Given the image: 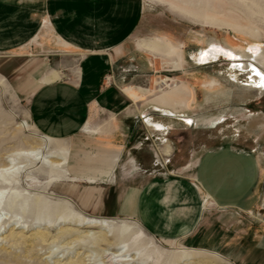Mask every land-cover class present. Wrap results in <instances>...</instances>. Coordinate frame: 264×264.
<instances>
[{
	"label": "crops",
	"instance_id": "crops-1",
	"mask_svg": "<svg viewBox=\"0 0 264 264\" xmlns=\"http://www.w3.org/2000/svg\"><path fill=\"white\" fill-rule=\"evenodd\" d=\"M143 11V0H0V74L12 80L33 130L67 146L58 182L79 211L133 221L161 242L188 240L236 264H264V223L254 215L235 236L221 231L226 216L203 230L209 209L251 212L264 184L263 155L227 143L167 168L172 156L160 151L171 147L160 139L155 157L168 174L143 159L149 137L172 126L159 112L174 117L191 94L184 84L154 91L152 78L133 69L142 59L151 65L145 54L174 62L171 71L184 62L183 44L167 35L136 39ZM164 93L166 105L155 103Z\"/></svg>",
	"mask_w": 264,
	"mask_h": 264
},
{
	"label": "rangeland",
	"instance_id": "rangeland-1",
	"mask_svg": "<svg viewBox=\"0 0 264 264\" xmlns=\"http://www.w3.org/2000/svg\"><path fill=\"white\" fill-rule=\"evenodd\" d=\"M164 1L184 9L176 0ZM143 5V17L136 39L146 40L167 35L173 42L183 44L184 62L177 71H171L174 62L164 60L160 56L153 58L145 54L151 65L145 67L142 59L133 69L140 76L152 78L154 91L168 90L178 84H184L191 91L190 96L182 98L186 107L174 114V117H170L169 114H172L170 112H159L166 116L163 118L170 121L172 126L164 131L163 135L157 136L158 139L154 137L152 142L149 137V144L146 147L152 157L148 153L143 159H148L147 163L152 160L158 173L168 174L166 165L163 164L167 163L165 159L155 157V144L160 143V139L169 142L165 143L164 148L166 145L171 147L169 156L164 155L159 149L162 157L172 156L168 159L167 168L170 165L179 166L189 163L201 152L219 148L227 143L238 150L258 151L264 156V78L263 83L262 81L257 83L253 77L256 74L254 66L264 73V15L262 14L264 0L260 1L262 11L257 17L247 13L240 15L228 4V0H208L206 18L200 24L173 13L167 6L161 4L160 0H143ZM38 50L37 47L34 52ZM45 50L48 52V49ZM241 51L245 56L239 54ZM39 52H42L41 49ZM0 76L10 87L7 89V94L3 93L7 86L1 82L0 172L2 169L3 173H8L6 176L4 174L5 178L0 173V190L4 192L2 199L7 201L8 198L14 197L17 204L23 202L31 206L47 204L56 209L58 205H62V207H70L76 218L78 215L99 218L82 213L63 195V184L58 181L66 176L50 182L52 178H56L57 172L51 170L49 165L43 164L40 158L54 163L59 160L49 159L52 152V147L47 142L49 139L33 130L24 104L13 92L12 80L4 74ZM167 78L168 80H165ZM143 87L146 89L150 87L148 79ZM181 90L178 95L182 94ZM149 94L151 93L149 92L147 96H150ZM134 97L138 98L136 95ZM169 98L175 100L174 95ZM167 99L168 95L164 93L155 99V103L165 106ZM37 148L42 149L32 151L34 157L29 155L30 149ZM5 167H9L8 172L5 171ZM62 207H59L61 211H63ZM0 213V225L2 221H6L2 227L0 226V256L6 260L19 256L23 261L31 264H110L106 262L105 250L109 249L107 245L91 244V241L85 240L89 233L102 236L104 231L77 227L75 222L41 226L23 223L22 227L15 228V223H8V220L16 215L7 209H2ZM207 213L211 224H206L203 230L209 232L216 228L215 225L220 224L217 223L218 218L226 216V222L220 225L221 231L227 237L235 236L237 227H246L251 215L259 218L260 223H264V184L257 192L251 212L240 210L219 212L209 209ZM20 217L16 216V219ZM107 220L114 224L133 225L141 230L148 241L160 251L174 253L181 250L203 249L193 246L188 240L161 242L130 220L111 218ZM109 241L114 243L111 238ZM150 246L151 244L147 246L149 248H146V253L144 252L146 257L144 263L134 252L123 254L124 256L115 258L114 261L121 260V264H170L163 260L159 261L157 256L150 252L153 249ZM108 252L118 251L108 250ZM216 255L228 264H236L229 256ZM132 259L135 261L132 262ZM188 263L193 264L197 261L191 260L183 264Z\"/></svg>",
	"mask_w": 264,
	"mask_h": 264
},
{
	"label": "bare ground",
	"instance_id": "bare-ground-1",
	"mask_svg": "<svg viewBox=\"0 0 264 264\" xmlns=\"http://www.w3.org/2000/svg\"><path fill=\"white\" fill-rule=\"evenodd\" d=\"M176 1L179 3V6H182L184 9H181L180 7H177L173 4H169L167 3L168 1L165 2L164 0H160V3L167 6L168 9L172 11L173 13L184 16L194 23L200 24L205 20L206 18L205 11H206L208 0H176ZM260 1L261 0H228V4L231 7H233L238 13H240V15H242L243 13H247L253 17H257V15L261 14L260 11H262V9L260 8ZM262 14L264 15V11ZM240 15H238V17L241 18L242 16ZM239 54L241 56H245L243 51H241ZM253 69L255 70V73H256L253 76L255 79V82L260 83V81H262V79L264 78V73L263 71H261L255 66ZM47 142L52 147V152L50 153L49 159L56 158L59 161H57V163H54L50 160H44L43 158H40V160L43 162V164L49 165L51 170L53 169L54 171L57 172L55 175L56 178H52L50 180V182H54L57 179H60L66 176L65 164H66L67 146L62 142L55 141L52 139H49V141ZM41 149L42 148L30 149L31 152H28V150L27 152L29 153V155H32L34 157V153H32V151L35 150L36 152V151H40ZM168 154H170V151L166 149L165 155H168ZM19 156L21 155L19 154ZM23 157H26V156H23ZM5 171L8 172L9 167L8 168L5 167ZM3 172L4 170L1 169L0 173H2L3 176L4 174L5 176L6 174H8V173H3ZM3 195H4V192L0 190V211L2 209H7L10 213L15 214L16 216H21L19 219H16V216L9 218L8 223L14 222L15 228L22 227L23 223L25 224L28 223L27 225H30V226L34 224H38V226H41V225H47V224H56V223L62 224V223H68V222L69 223L75 222V225L77 227H82L85 229L96 228L98 230L104 231L103 233L104 235L102 236H100V234L98 236H94L93 234L89 233V235L85 237V240L91 241V244L104 243V245H107L109 249L105 250L106 262L110 264H121L122 262L121 260H117L115 262L114 259L124 256L126 254L128 255L131 252L138 254L139 255L138 259L142 263H144L146 260L144 252L146 253V248H149L147 246H149L150 244H151L150 247L153 248L150 250V252L155 254L159 261L163 260L165 263L183 264L185 262H190L191 260H196L197 263H193V264H228L224 262L223 260H221V258H219V256H217L216 254H212L210 252L207 253L201 250H195V249L194 250H181V251L174 252V253H167L166 251H160L154 245H152V243L148 241V238L145 236V234L141 230L136 229V227H134L133 225H130L129 223H127V225L125 223L124 224L123 223L114 224L110 220H107V219L86 217L82 215H78V217L76 218L75 217L76 215H73L74 213L70 207H66V206L62 207V205L61 206L58 205L56 209V208H53L51 205H47V204H44L42 206H40L39 204L38 205L34 204L33 206H31V204H28L25 202L21 204H17L15 203L16 202L15 199H13L14 197L8 198L7 201H4L2 199ZM28 206H29V209H28ZM59 207H62L63 211H61ZM0 216H1V213H0ZM5 222L6 221H2V224L0 226L2 227V225L5 224ZM1 227H0V230H1ZM109 238L114 240L115 246H114V243L113 244L110 243ZM108 244H111V245H108ZM121 245L122 247H120ZM108 250H117L118 252L113 253V252H108ZM122 251H125V252L122 253ZM134 261L135 259H132V262ZM127 262H129V260H127ZM0 264H31V263L23 261V259L20 258L19 256H16L15 258H11L10 260H6V258H3V256H0Z\"/></svg>",
	"mask_w": 264,
	"mask_h": 264
}]
</instances>
